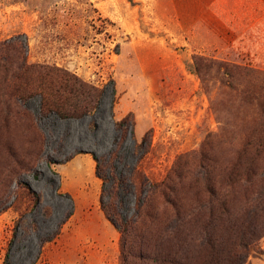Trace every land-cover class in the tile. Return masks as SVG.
<instances>
[{"label": "rangeland", "instance_id": "1", "mask_svg": "<svg viewBox=\"0 0 264 264\" xmlns=\"http://www.w3.org/2000/svg\"><path fill=\"white\" fill-rule=\"evenodd\" d=\"M181 15L184 8L169 0H0V43L20 36L15 42L27 43L28 62L64 67L106 87L91 115L62 120L41 117L38 99H11L0 78V190L15 191L22 179L41 195L37 210L17 228L25 200L16 194L8 199L11 207L0 214V264L7 252L10 264H119L120 234L101 210L102 181L92 154L115 148L121 139L115 122L128 113L135 138L129 135L120 150L117 165L124 175L136 166L162 180L203 147L217 169L236 161L260 119L256 102L245 101L240 91L251 80L264 86V75L235 74L232 89L215 65L203 80L186 63L197 54L212 64L264 70L231 55L202 54L195 43L191 49ZM9 53L17 56L14 49ZM148 132L151 144L140 156ZM255 165L252 194L262 217L264 152ZM69 211L57 237L40 249L41 238L54 233ZM133 211L129 194L124 213ZM247 264H264V235L251 246Z\"/></svg>", "mask_w": 264, "mask_h": 264}, {"label": "trees", "instance_id": "2", "mask_svg": "<svg viewBox=\"0 0 264 264\" xmlns=\"http://www.w3.org/2000/svg\"><path fill=\"white\" fill-rule=\"evenodd\" d=\"M19 38L0 43L7 51L0 50V78L7 86V96L20 103L38 99L41 117L55 115L62 120L84 118L100 107L106 87L64 67L28 62L27 43L18 45L15 41ZM11 49L17 56L9 53ZM213 65L232 89H237L235 74L257 79L264 75V71L238 64H212L211 59L197 54L186 63L188 70L203 80ZM260 84L251 80L240 91L245 101L256 102L260 119L246 135L236 161L219 169L203 147L192 153L193 160H179L162 180L151 179L136 166L124 175L118 171L117 162L123 159V142L129 135L135 138V119L128 113L115 122L121 136L115 148L108 154L92 156L102 181L101 210L120 234L119 264H247L251 246L264 235V216L258 209L262 206L254 205L257 195L252 194V183L259 173L255 162L264 152V86ZM150 144L148 132L138 146L140 156ZM17 184L15 191L0 190V214L11 207L7 202L13 194L25 200L16 228L41 203V195L28 182L20 179ZM129 194L134 197L132 215L124 213ZM71 215L67 212L57 230L41 238L40 249L57 237ZM8 258L9 252L6 264H10Z\"/></svg>", "mask_w": 264, "mask_h": 264}, {"label": "crops", "instance_id": "3", "mask_svg": "<svg viewBox=\"0 0 264 264\" xmlns=\"http://www.w3.org/2000/svg\"><path fill=\"white\" fill-rule=\"evenodd\" d=\"M169 1L184 8L181 17L191 49L195 43L202 54L231 55L264 70V0Z\"/></svg>", "mask_w": 264, "mask_h": 264}]
</instances>
